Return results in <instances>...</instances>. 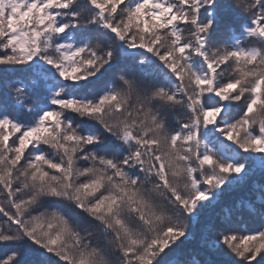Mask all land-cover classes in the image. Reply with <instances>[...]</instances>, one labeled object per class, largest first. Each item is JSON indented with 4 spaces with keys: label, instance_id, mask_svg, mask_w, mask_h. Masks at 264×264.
Here are the masks:
<instances>
[{
    "label": "snow or ice",
    "instance_id": "obj_1",
    "mask_svg": "<svg viewBox=\"0 0 264 264\" xmlns=\"http://www.w3.org/2000/svg\"><path fill=\"white\" fill-rule=\"evenodd\" d=\"M0 264H264V0H0Z\"/></svg>",
    "mask_w": 264,
    "mask_h": 264
},
{
    "label": "trees",
    "instance_id": "obj_2",
    "mask_svg": "<svg viewBox=\"0 0 264 264\" xmlns=\"http://www.w3.org/2000/svg\"><path fill=\"white\" fill-rule=\"evenodd\" d=\"M242 227H246V225H242Z\"/></svg>",
    "mask_w": 264,
    "mask_h": 264
}]
</instances>
